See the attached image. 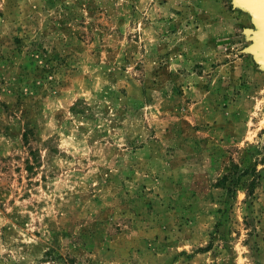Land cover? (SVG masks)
I'll return each instance as SVG.
<instances>
[{
    "label": "rangeland",
    "instance_id": "1",
    "mask_svg": "<svg viewBox=\"0 0 264 264\" xmlns=\"http://www.w3.org/2000/svg\"><path fill=\"white\" fill-rule=\"evenodd\" d=\"M254 27L232 0H0V264H264Z\"/></svg>",
    "mask_w": 264,
    "mask_h": 264
},
{
    "label": "water",
    "instance_id": "2",
    "mask_svg": "<svg viewBox=\"0 0 264 264\" xmlns=\"http://www.w3.org/2000/svg\"><path fill=\"white\" fill-rule=\"evenodd\" d=\"M234 6H242L250 10L255 21L254 28H245L244 33L248 35L250 44L246 48L254 55L259 66L264 69V56L259 50V46L264 47V0H232Z\"/></svg>",
    "mask_w": 264,
    "mask_h": 264
},
{
    "label": "bare ground",
    "instance_id": "3",
    "mask_svg": "<svg viewBox=\"0 0 264 264\" xmlns=\"http://www.w3.org/2000/svg\"><path fill=\"white\" fill-rule=\"evenodd\" d=\"M264 31L260 32L261 35H263ZM259 50L261 51V53L264 56V47L262 45L259 46Z\"/></svg>",
    "mask_w": 264,
    "mask_h": 264
},
{
    "label": "trees",
    "instance_id": "4",
    "mask_svg": "<svg viewBox=\"0 0 264 264\" xmlns=\"http://www.w3.org/2000/svg\"><path fill=\"white\" fill-rule=\"evenodd\" d=\"M225 178V177H224Z\"/></svg>",
    "mask_w": 264,
    "mask_h": 264
}]
</instances>
